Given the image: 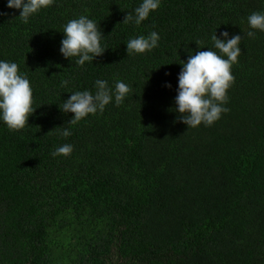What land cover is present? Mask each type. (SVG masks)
<instances>
[{
  "label": "trees",
  "instance_id": "16d2710c",
  "mask_svg": "<svg viewBox=\"0 0 264 264\" xmlns=\"http://www.w3.org/2000/svg\"><path fill=\"white\" fill-rule=\"evenodd\" d=\"M140 3L55 0L25 24L0 0V59L28 75L36 107L22 130L0 122V264H264V32L245 35L264 0H162L140 25L123 22ZM80 15L108 48L83 67L59 51ZM225 30L244 36L230 111L187 127L174 104L180 60ZM152 31L157 48L127 54ZM96 79L133 91L70 124L63 100ZM64 143L72 154L53 157Z\"/></svg>",
  "mask_w": 264,
  "mask_h": 264
},
{
  "label": "clouds",
  "instance_id": "9594fccd",
  "mask_svg": "<svg viewBox=\"0 0 264 264\" xmlns=\"http://www.w3.org/2000/svg\"><path fill=\"white\" fill-rule=\"evenodd\" d=\"M54 2L55 0H7L6 6L19 10L18 16L27 24L34 15ZM161 2L162 0H141L134 13L128 12L123 22L140 25L160 7ZM247 23L249 30L245 35L254 39L257 31L264 32V11L252 12L247 17ZM62 33L60 53L66 59L76 57L75 64L80 67L86 62L93 63L108 49L103 43L105 35L99 22L87 15L69 20ZM243 38L242 34H231L227 30L219 35L214 32L211 36L213 48L198 50L194 55L189 53L186 61L180 60L181 70L178 73L174 104L179 121L187 127L201 124L211 126L223 113L230 111L225 105L228 103V89L235 81L231 69L238 63ZM160 39L157 31L130 38L126 43L127 54L151 52L159 46ZM62 83L67 87L71 81L64 80ZM165 86L171 88L170 82H166ZM94 88V92L89 89L70 92V97L63 100L60 110L65 114H74L69 120L70 124L79 122L89 114L103 113L112 102L116 105L124 103L133 91L132 85L123 80H116L113 87L106 79H96ZM35 111L33 87L28 75L21 72L16 62L0 59V122L11 131H19L29 125V117ZM58 127L62 137L72 135L70 128ZM73 150V144L64 143L55 148L52 156H69Z\"/></svg>",
  "mask_w": 264,
  "mask_h": 264
}]
</instances>
